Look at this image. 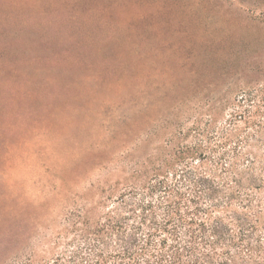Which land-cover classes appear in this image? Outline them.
Segmentation results:
<instances>
[{
  "label": "rangeland",
  "instance_id": "rangeland-1",
  "mask_svg": "<svg viewBox=\"0 0 264 264\" xmlns=\"http://www.w3.org/2000/svg\"><path fill=\"white\" fill-rule=\"evenodd\" d=\"M225 165L264 202V0H0V264L85 263L122 196Z\"/></svg>",
  "mask_w": 264,
  "mask_h": 264
},
{
  "label": "trees",
  "instance_id": "trees-1",
  "mask_svg": "<svg viewBox=\"0 0 264 264\" xmlns=\"http://www.w3.org/2000/svg\"><path fill=\"white\" fill-rule=\"evenodd\" d=\"M225 166L233 177L227 184L192 180L187 193L164 187L161 198L122 196L126 216L97 224L79 264H264V202L250 191L259 178L251 177L254 167L237 179L234 166ZM162 184L149 182L143 192L154 197Z\"/></svg>",
  "mask_w": 264,
  "mask_h": 264
}]
</instances>
